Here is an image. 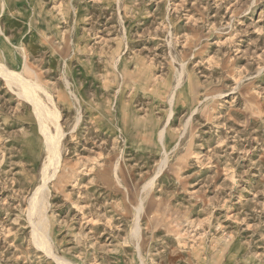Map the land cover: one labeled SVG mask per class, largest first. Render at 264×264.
<instances>
[{
    "label": "rangeland",
    "instance_id": "obj_1",
    "mask_svg": "<svg viewBox=\"0 0 264 264\" xmlns=\"http://www.w3.org/2000/svg\"><path fill=\"white\" fill-rule=\"evenodd\" d=\"M0 29L61 135L50 164L0 73V264H264V0H0Z\"/></svg>",
    "mask_w": 264,
    "mask_h": 264
},
{
    "label": "bare ground",
    "instance_id": "obj_2",
    "mask_svg": "<svg viewBox=\"0 0 264 264\" xmlns=\"http://www.w3.org/2000/svg\"><path fill=\"white\" fill-rule=\"evenodd\" d=\"M3 5L4 7L7 5V0H3ZM1 30V29H0ZM1 32V31H0ZM0 73L6 77L7 82L11 85L16 84L18 87L24 91L26 94L25 96L30 99L36 109V113L40 119V124L42 125L43 131L46 134V137L48 138V141L50 142V147H51V154L49 156L50 159V164H56V162H60V157H61V152H60V144L61 142V135L59 134V128H57V134L54 136H48L49 130L47 126V120L50 119V117H55L57 120L58 114L51 110L50 108L47 107L35 94V87H41V83L34 81L32 79L26 78L22 73L20 72H15L10 69H8L2 62H0ZM179 84V83H178ZM179 86V85H178ZM23 93V94H24ZM173 100V99H172ZM54 119V118H51ZM57 122V121H56ZM63 135V134H62ZM163 137V136H162ZM60 140V141H59ZM51 167V165H50ZM54 167V165H53ZM57 168V166H56ZM55 169V167H54ZM47 172V171H46ZM45 173V172H44ZM53 173V171H52ZM51 173V175H52ZM45 175V174H44ZM54 175V174H53ZM52 175V177H53ZM49 178V177H48ZM46 185V184H45ZM44 187H47V185ZM44 187L42 189H44ZM40 191L39 195L36 197V199L33 201V206H34V211L38 214L39 220L38 222L35 223L34 229H35V234H36V241L45 248V250L50 254H53V249L50 246V241H49V235L47 233L46 227H45V222H46V214L44 211L45 208V199L41 195L45 190ZM42 192V193H41ZM55 259H57L58 262L61 264H74L71 261H66V260H60L56 258V256H53Z\"/></svg>",
    "mask_w": 264,
    "mask_h": 264
}]
</instances>
